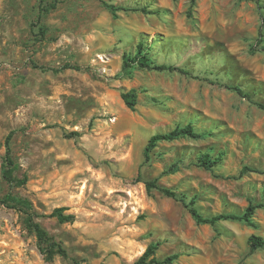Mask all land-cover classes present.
I'll list each match as a JSON object with an SVG mask.
<instances>
[{"label": "rangeland", "instance_id": "obj_1", "mask_svg": "<svg viewBox=\"0 0 264 264\" xmlns=\"http://www.w3.org/2000/svg\"><path fill=\"white\" fill-rule=\"evenodd\" d=\"M54 1L41 37L39 0H0V198L27 199L67 257L47 259L26 215L0 203V264H137L151 243L159 260L178 254L170 264H264V248L248 245L264 237V0H103L159 10L116 18L102 0H45ZM139 41L156 64L188 73L127 74L123 56ZM65 63L79 69H48ZM130 89L134 110L121 97ZM186 124L208 134L160 141L145 159L151 136ZM11 130L22 185L1 176ZM205 152L222 154L211 170L197 165ZM243 166L259 171L239 177ZM152 179L205 217L262 206L254 225L201 224L181 201L148 190ZM57 207L73 218L60 222Z\"/></svg>", "mask_w": 264, "mask_h": 264}, {"label": "trees", "instance_id": "obj_2", "mask_svg": "<svg viewBox=\"0 0 264 264\" xmlns=\"http://www.w3.org/2000/svg\"><path fill=\"white\" fill-rule=\"evenodd\" d=\"M103 5L110 11L113 18H116L118 16L117 11L123 10V11H141L143 13H158L159 10H149L146 6L143 7H126V6H116L114 4L107 3L102 0ZM56 7V2H50L46 3L45 0H39L38 3V19L36 21V24H33L34 26L38 27L39 34L41 37H45L46 35V27H44L42 24H39L40 17L44 14L50 11L51 9H54ZM262 49H264V46H262ZM32 65L36 67V64L32 62ZM38 67V66H37ZM153 68L157 70H168V71H179L182 73L187 74L185 70L182 68H179L177 66L173 65H167V64H156L154 59H152L147 52L145 51V44L143 41H139L136 45L135 52L131 54H125L123 56V70L130 74V72L134 68ZM43 69H46L44 67H41ZM79 69L78 66H72L69 63H65L57 68H48L54 72H59L66 69ZM228 88H231L235 90L238 94L249 97L247 93H245L238 85H226ZM121 97L125 103V105L131 109H135V105L137 103V91L135 89H130L128 91H125L121 94ZM257 106L261 109H264V104L257 103ZM15 131L11 130L7 133L4 139V156L2 160L1 165V176L2 179L7 182L9 185H22L25 183L26 179H19L15 175V171L17 169V163L13 157L12 149H11V140L14 135ZM208 133L207 132H199L195 129V127L192 124H186L184 126H176L174 129L165 132V133H159L155 134L150 137L148 140V143L144 149V156L145 159H149V152L159 143L160 141H168V140H174L182 137H190V138H201L205 137ZM222 154H218L217 156L211 155L209 152L202 153L198 159H197V165L200 167H203L204 169L211 170L214 164H216L221 157ZM256 168L250 167V166H243L239 171V177L247 172H258ZM145 186L148 190L154 188L158 191H160L163 195L167 197H171L173 199L181 201L185 207L188 208V211L192 215V217L196 220L197 223L201 224H209V225H215L217 222L222 220H237V221H243L249 225H254L252 222V217L255 213L256 208L261 207L262 204H254L252 200H249L248 206L245 208L242 214H226L221 213L217 215H213L210 217H205L199 213L197 208L194 206V199H186V196L180 195L174 190H171L167 187L161 186V184L158 183L157 179L147 180L144 181ZM0 203L7 206V207H13L21 212H23L26 215L27 219V225L30 228L32 232H34L36 239H37V245L39 248V251L43 254H45L47 259H52L54 254H59L63 257H67V251L66 249L60 245L57 242H54L47 234V232L40 226V224L36 221H34V213L31 212L32 206L30 202L27 199H22L16 196H13L11 194H7L4 197L0 198ZM62 207L55 208L50 215L55 216L60 222H67L70 221L73 216L70 214H64ZM248 245L251 251L257 249V248H264V237L258 236V235H251L248 238ZM158 247V243H151L148 245L144 253L138 258L137 264H170L178 257V254H172L169 256L164 257L163 259L159 260L155 258L154 254Z\"/></svg>", "mask_w": 264, "mask_h": 264}]
</instances>
